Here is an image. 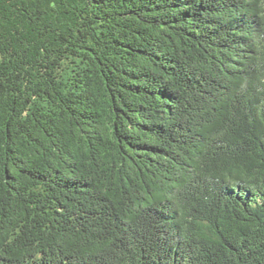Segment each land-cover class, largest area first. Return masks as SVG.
Masks as SVG:
<instances>
[{
    "label": "trees",
    "instance_id": "obj_1",
    "mask_svg": "<svg viewBox=\"0 0 264 264\" xmlns=\"http://www.w3.org/2000/svg\"><path fill=\"white\" fill-rule=\"evenodd\" d=\"M0 264H264V0H0Z\"/></svg>",
    "mask_w": 264,
    "mask_h": 264
}]
</instances>
